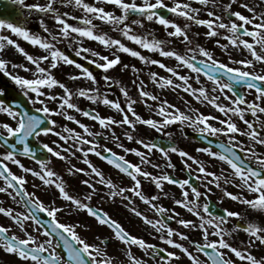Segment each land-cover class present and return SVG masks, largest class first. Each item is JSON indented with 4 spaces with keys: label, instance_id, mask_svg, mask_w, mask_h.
<instances>
[{
    "label": "snow or ice",
    "instance_id": "snow-or-ice-1",
    "mask_svg": "<svg viewBox=\"0 0 264 264\" xmlns=\"http://www.w3.org/2000/svg\"><path fill=\"white\" fill-rule=\"evenodd\" d=\"M196 3L202 6H209L207 10L208 18H201L198 14L202 11L200 7H193L191 0H175L170 6L165 3V0H142L137 3L136 0H96V2H87V0H59L61 5H71L79 9L83 15L71 16V19L78 20V24L69 22L70 13L61 12L57 5V0H46L45 3H30L26 4L25 0H10V3L26 8L29 12L35 11L43 16H50L55 24L53 32L45 24L44 19L40 20V26L47 36H41L30 32L27 28L10 22L6 19H0V30H7L10 34H0V53L12 47L17 53L21 54L25 62L10 63L6 58H0V72L4 73L16 85L23 97L32 104L34 111L27 110L21 104L10 102L4 99L6 91L0 88V148L4 151L0 152V180L4 186H0V193H6L13 199L19 197L21 203L26 209L25 212H16L12 207L0 206V214L10 218L19 229L25 233L23 237L17 236L11 231L10 227L0 224V250L8 254H13L26 264H125L124 261L114 258L107 250V245L114 238L118 243L124 245L122 255L125 257L127 264H145L142 259L137 258L131 251L132 246L138 249H143L148 255L156 260V264H175L181 257H186L190 264H264V256L257 257L253 254L252 248L264 246V223H258L250 220L247 217V212H240L223 209V215H214L210 211V204L204 202L200 204V197H207L212 191L208 188L209 184H214L217 189L221 190L220 199L230 198L234 202H238L246 206L248 211L264 213V153L258 152L256 145L264 146V11L257 12L255 7L249 3H241V7L246 9L252 15H244L240 11H233L232 5L237 0H229L227 4L218 5L217 0H195ZM112 6L111 10H106L105 7L99 5ZM216 7H221L222 12L218 14ZM161 9L177 17H183L186 23L181 24L166 18L161 14ZM137 15L140 18L130 19L131 16ZM228 17L225 22L224 16ZM99 20L102 24L109 26L110 31H118L122 37L128 41L139 45L145 50L158 52L163 57H172L177 61V66H185L194 73H201L211 81L215 87L211 90L213 93L219 92L223 94L224 99L229 100L230 104L219 103L220 96L210 95L209 91L201 86L192 88L189 84V77L180 74L175 68L168 67L159 60H149L142 55L140 51L127 46L121 39L112 38L102 28L93 23V20ZM155 21L167 31L168 37L182 38L186 44V50L182 54L175 50H165V41L158 38L149 39L147 36L133 33V25L143 27V21ZM130 21V23H129ZM192 24L205 26L207 31L204 35L208 38L222 37L227 43L221 44L220 39L215 41L216 45L229 55V59L233 64L239 66H231L215 58L212 51L199 43L193 44L192 38L189 36V28ZM223 30V31H221ZM11 34L16 37L23 38L33 46H38L43 49L46 54L35 56L28 53L15 39L11 38ZM197 35H199L197 33ZM98 42L105 48H110L113 51L110 55H102L89 47L82 46L83 39ZM61 41L66 43L68 48L75 47V55L81 56L82 53L90 54L92 58L90 62L97 68L103 69L105 73L109 69L121 64V57L117 53H127L132 57L138 58L145 63L158 65L162 69H166L173 77H177L181 84H174V80L159 76L156 72L151 73V79L159 82V87L165 86L182 88L185 93H190L197 101L207 102L213 106L219 113H222L225 118H220L211 114H204L195 110L194 114L181 112L175 105L169 104L168 101H163L158 106V115L163 119L157 121L155 119L141 118L134 110L133 105L136 101L129 97L128 90L125 87H120L119 91L127 99V107L121 106L119 101L109 99L106 95L102 96L96 88H79L75 92L70 90L65 83L57 79L52 70L57 69L63 63L65 65H74L79 69L78 75L71 76L70 79H79L85 77L93 84L96 82V76L87 67L75 60L71 59L65 51L57 47ZM170 42V41H169ZM238 51L244 58L235 59L231 53ZM111 56V58H110ZM201 57L200 63L203 67H199L196 63L197 58ZM250 57V58H249ZM86 59L89 56H85ZM257 63L261 70L256 71ZM129 65L123 64L122 68L127 69ZM135 70V66H132ZM30 73L25 76L20 72ZM222 73L223 78L216 75ZM199 81V75L195 78ZM106 83L118 84L119 82L112 77L105 75ZM237 85H242L246 92L253 94V100L249 102L245 96L240 95L236 90ZM58 87L62 90L61 93L53 92L52 89ZM139 97L147 100H158L156 95L144 90L143 81L138 86ZM231 94V95H229ZM73 95L85 97L89 101L102 102L110 108L116 109L122 114L121 119H114L112 116L102 117L93 112L82 110L76 103L72 102ZM53 101L56 107H49L48 102ZM39 105V107H36ZM234 105V106H233ZM244 105L245 107H241ZM168 109H175L170 112ZM68 110H75L82 113L85 117H90L93 121H97L104 129H112L113 126H128L132 131L136 129V124L147 125L156 131H160L163 127L179 122L184 124L189 123L201 135L207 133L212 136L224 135L227 137L226 143H222L220 148L222 151H213L211 148L204 147L198 149L201 153H206L210 158H218L231 170V177L224 174L210 171L200 160L196 159L189 152L181 150L176 146L170 148L160 147L155 143L146 142L143 139H136L132 131H125L124 136L129 141L141 145V151L137 148H128L120 143V139L116 136L115 131H111L109 135L117 147L121 148L125 153H134L139 158V163H134L114 152L111 148L104 146L100 148L98 140L87 139L81 133L76 132L71 128H64V132L69 135H64L56 131L54 127L57 121L51 119V116H62L68 121H74L87 133L88 136H100L102 133H93L87 125L81 123ZM191 113L192 110L190 109ZM37 113H43L38 115ZM246 113H251L255 120L245 118ZM261 114L258 116L257 114ZM131 114L133 119H130ZM232 117H238L246 126L241 129ZM218 121L221 127H216L209 121ZM257 122L261 127H257ZM54 133L60 140L67 142L72 139L73 147H78V150L87 157L89 153H94L95 156L106 161L109 165H113L121 174L126 175L132 182L131 187L125 188L118 186L112 179L105 178L102 171L94 166L87 158L83 159V163L88 166L90 173L98 178L100 185L108 188L107 195L110 198H119L122 202L128 201L130 211L142 221L150 225L158 234L157 238L163 241L166 245L178 251H169L167 249H159L157 245L145 241L142 237H137L127 231L116 219L112 218L103 209H97L90 204L91 195L84 197L73 196L66 190V184L63 177L59 176L53 169L49 168L45 161H37L39 170H34L31 167L25 166L18 155L24 157L35 156L33 148L30 146V139H39L41 135H49ZM237 134L245 136L252 142L251 145H245L238 140ZM107 139V136L104 137ZM80 145H88L79 147ZM19 147V153L17 151ZM43 148L51 153L52 156L61 160H67L68 157L63 155V152H75L69 148L61 147V150H55L49 144L44 143ZM240 149L248 157V163L241 158V155L235 151ZM153 149H158L165 157H169V152L178 153L180 157L186 158L185 166L191 172L192 164L187 161L191 160L197 165L195 171L202 175H196L197 180H204V187L207 192L202 193L197 187L193 186L190 178L176 179L167 173L154 175L145 170L142 165H150L153 168H158L160 165L152 163L149 158V153ZM9 163L18 166L23 173L31 174L38 178L44 186H53L59 198L68 202L65 206L69 214L73 211L86 212L87 215L95 219L98 225L106 226L112 232V236L103 237L100 239V244H92L87 242L78 232L77 228L84 227L88 230L87 225L80 223L65 224L61 223L56 218V214L64 208L46 207L44 203L35 197L34 193H29L25 189L27 182L25 175L15 174L9 167ZM167 167H174L169 161ZM228 169H225L227 172ZM69 175L75 173H84L88 175L85 169L77 168L72 165L67 168ZM141 177L153 183L157 189L163 191L162 185L167 182L172 185H178L182 190L181 198L175 199L173 202L185 209L195 220L180 218L177 223L185 229L196 230L200 233V239H195L190 236V233L178 231L171 227L166 221L175 219L179 216H165L166 213L174 212V209H169L162 205H157L155 201L159 199V194L151 197L146 196L142 190ZM211 178V179H209ZM237 181H239L237 183ZM82 183L88 186L92 192H96L95 181L85 179ZM231 185L239 191L233 193L226 186ZM13 191H9V190ZM13 192L15 195H13ZM129 195H125V193ZM247 193L248 195H245ZM167 195V193H164ZM190 195L192 198H190ZM137 197L145 204H149L155 214L159 215V219L153 220L145 215L141 210L132 206V198ZM38 213H47L48 217L52 218L49 225L44 226L40 220ZM231 218H236V223L231 227H226ZM26 221H33L36 225V231L39 233L43 229V234L46 237L43 242H40L38 236L28 232ZM243 231L248 239L241 242L240 245L229 241L228 237L233 240L238 232ZM52 237L48 239L47 237ZM210 237H215L212 239ZM55 241V243H54ZM184 242H188L187 244ZM258 242V244H257ZM103 245V247H101ZM242 245V246H241ZM62 246L63 251H58ZM166 253L162 255L161 252ZM201 256L204 259H201ZM233 256L236 259H233Z\"/></svg>",
    "mask_w": 264,
    "mask_h": 264
},
{
    "label": "rangeland",
    "instance_id": "rangeland-1",
    "mask_svg": "<svg viewBox=\"0 0 264 264\" xmlns=\"http://www.w3.org/2000/svg\"><path fill=\"white\" fill-rule=\"evenodd\" d=\"M252 1H250V0H237L236 3H233L232 10L233 11H240L244 15H252V13H249L246 9H244L240 6L241 3H249ZM45 2H46V0H32V1L31 0H25L26 4H30V3H41V4H43ZM87 2H96V0H87ZM136 2L140 3V2H142V0H136ZM153 2H154V0H153ZM174 2H175V0H165V3L169 4L170 6ZM191 2L193 4V7H200L202 9V11L198 14L201 18H208L207 17V10H208V8L211 7V5L205 7V6H202V5H199L198 3H196L195 0H191ZM228 2H229V0H217L218 5H224V4H227ZM16 6H18L23 11V15H22V17H20L19 25L27 28L28 30H30V32H32L34 34H39L41 36H47V33H44L41 26H40V20L42 18L44 19L45 24L48 26V28L50 30H52L53 32L56 30L54 21L51 19L50 16H43L42 14L35 12V11L29 12V10H27L26 8H22L19 5H16ZM56 6L59 8V10L61 12L67 11L70 13V16H69V22L70 23H73V24L79 23L78 20L71 19V16H73V15L74 16L83 15V13L79 9H76L74 6H71V5H68V6L61 5L59 3V0H57ZM99 6L105 7L106 10H111V8H112V6L103 5V4H101ZM253 6L255 7V5H253ZM255 9L257 12H260L259 8L255 7ZM215 10L218 14H220L222 12L221 7H216ZM137 18H140V17H138V16L130 17V19H137ZM168 19L174 20L175 22L181 24V26H183V24L186 23V21L184 20L183 17H177L173 14H171L168 17ZM224 19H225V22L228 21V17L226 15L224 16ZM93 23L96 24L97 26L101 27L103 32H106L110 37L121 39V41L123 43H125L127 46L132 47L137 51H140L141 54L146 56L149 60H152V59L159 60L162 63H164L165 65H167L168 67L175 68L180 74L188 76L189 77V84H191L192 88H199V87L203 86L209 91L210 95L220 96V99L218 101L219 103H223L226 105L230 104L229 100L224 99L223 94H220L219 92L213 93L211 91L215 87V85L211 81H209L206 77H204L203 74L194 73L185 66H179L178 67L177 61L172 57H163L158 52H157V54H150L149 50H145V49L141 48L139 45H136L133 42L128 41L125 37H122L118 31H110L109 26L106 24H102V22H100L99 20L94 19ZM129 23H130V21H129ZM132 28H133L134 34H140L142 36H147L149 39L155 37V38H158V39L165 41V44H164L165 50H175V51H178L182 54L186 50L187 46L182 41V38L168 37L167 31H171L172 29H170V28L165 29L163 26L159 25L155 21L149 22L147 20H144L143 21V27L133 25ZM206 31H207V29L205 26L192 24L190 26L188 32H189V36L193 40V44L199 43L201 46L206 47L208 50H210L214 53L216 59H218L224 63H228L231 66H239V65L233 64L232 60L229 59V55L226 52L222 51V49L216 45L215 37H213L212 41L210 39H208L206 42L202 41V39H203L202 36L205 37L204 33ZM221 31H223V30H221ZM197 33L199 35H197ZM0 34L9 35L10 33L7 30H0ZM11 38L15 39L17 41V43H19L20 46L23 47L30 54H33L35 56L46 54L43 49H40L38 46L31 45L29 42L24 41L23 38L16 37L14 34H11ZM219 39H220L221 44L227 43V41L225 39H223L222 37H219ZM82 46L89 47L95 51H98L102 55H110V53L113 51L112 49L105 48L104 46L100 45L98 42L88 40L87 38L83 39ZM57 47H59L61 50L65 51L67 55L69 52H72L75 54V47L68 48L66 46V43L63 41L58 43ZM117 54L120 55V57H121V64L115 66L112 69H109L107 71V73H105V71L103 69H100V68L97 71L92 66L89 68V70L92 71L95 76L100 78L99 79L100 80V87H98V85L96 86L97 79H96L95 84H93L91 81H89L85 77H80L79 79H75V80L70 79L71 76L78 75L80 72V70L75 68L74 65H65V64L61 63L58 66V68L52 70V72L56 76L57 79H59L63 83H65L66 86L70 90H73V92H75V90L79 89V88H90V87L96 88V89H98V91L101 93L102 96L106 95L109 99H112L114 101H119L121 103V106L125 107V109H126L127 99L123 96V94L120 91H118L120 89V87H125L128 90L129 97L132 100L136 101V103L133 105L134 110L137 112V114L139 116H141V118H144V119L151 118V119H155L157 121H162L163 118L158 115V106L163 101H168L169 104L175 105L176 108H179L181 112H185L188 114H194L195 110L198 109L199 112L204 113L206 115L211 114L214 116H218L222 119L225 118L224 115L222 113H219L213 106H211L207 102L197 101L193 95H191L190 93H185L182 88H176L174 86H172V87L165 86L164 88L159 87L158 80L153 81L151 79V73L152 72H156L158 74V77L163 76L166 78L173 79L174 84H181L182 83L181 81H179V79L177 77H173L171 73H168L166 71V69H162L158 65H153L151 63L142 62L138 58L132 57L127 53L119 52ZM231 55L235 59H241V58H244V55H247V53L245 51V53L242 55L238 51H232ZM85 56H89V58L86 59ZM0 58H6L9 60L10 63L25 62L23 56L21 54L17 53L12 47H8L5 52L0 53ZM77 58H79L80 62H88V61L90 62V60L92 59L90 57V54H87V53H82V55L77 56ZM110 58H111V56H110ZM197 59L201 60L202 58L198 56ZM123 64L129 65V67L127 69H124V68H122ZM133 65L135 66V70H133V68H132ZM260 70H261L260 65H259V63H257L256 71H260ZM19 74L25 75V76L30 75V73H25L22 71ZM105 75L112 77L114 80L118 81L119 83L118 84H111V82L106 83L104 80ZM197 75H199V81H197L195 79L197 77ZM129 81H131V82H129ZM141 81H143L145 91H148L151 94L156 95L158 97V100H156V101H152L151 99L147 100V104L150 105L151 107H148L145 105V103H144L145 98L139 97L138 86L140 85ZM132 82H133L132 88H129V87L127 88V86H129V84ZM127 83H128V85H127ZM7 85L11 86L14 90L20 92L19 88L16 85H14V83L10 80V78L8 76H6L4 73L0 72V88H4L6 91ZM111 88H115L113 90L116 91L117 94L119 93V98H118L117 94H114L113 96L109 97V94H111ZM116 88H118V90ZM52 91L62 94V90L59 89L58 87L52 89ZM244 93H245L246 99L249 102H251L253 100V94L250 91L246 92L245 89H244ZM229 95H231V94H229ZM72 102L76 103L82 110H85L86 108H89V109L91 108L92 110H95V112L98 115H100L102 117L112 116L114 119H117V120L121 119V117H122V114L118 113L116 109L110 108L109 106L104 105L102 102L89 101L87 98L79 97L78 95H73ZM48 104H49V107H52V108H55L57 106L56 103L53 101H49ZM36 107H39V105H36ZM241 107H245V106L242 105ZM190 109L192 110L191 113L189 112ZM141 110L144 111V116L140 113ZM174 110L175 109H168V111H170V112H172ZM68 111L72 115H74L78 120H81V123L87 125L88 128L93 133H102V135H100V136H96V135L88 136L87 133H84L83 130L80 127H78V125H76V123L74 121H68V120L64 119L62 116L53 115V117L56 116L55 117L56 119L60 118V120L58 121L59 132L66 133V132H64V128L67 127V128L74 129L76 132L81 133V135L86 137L87 139L96 140V137H101L102 140L99 142L100 148H98V150H102V148L104 146H107L108 148H111L113 151L117 152L118 154L124 155L127 160L134 162V163H139V158L136 157L134 153H125L121 148L117 147L116 143L113 142L111 135H109V133L113 130L115 131L116 136H118V134L123 135L122 132H125V131H132L128 128V126L116 125V126H113L112 129L106 130V129L102 128L97 121H93L90 117H85L82 115V113L76 112L75 110H68ZM257 115L260 116L261 114L258 113ZM129 117H130V119L134 120V117H132L131 114H129ZM245 118L249 119V120H255V118L252 117L251 113H246ZM232 119L237 123V126L240 127L241 129L246 128V126L243 124L242 121H240L238 119V117H232ZM261 119L264 120V116H261ZM60 122L63 124H61ZM209 122L212 123L216 127H221V125L218 123V121L213 120V121H209ZM58 125L56 124L55 126H58ZM256 126L261 127V125L258 122H257ZM188 131L189 132L196 131L193 127L189 126L188 122H186L184 124H181L179 122L169 124V125L163 127L160 131H156L155 129H152L147 125H143V124H140L139 122H137L136 129L134 131H132V134L134 135V137L136 139H143L146 142H151V143L153 141L152 139L156 136V134H161L163 137L167 136L168 138H171L175 141L178 140V142L183 143L182 149L184 151L189 152L190 155H192L196 159L200 160L210 171L217 173V175L224 174L227 177H231V175H232L231 170L228 168V166L226 164L219 161L218 158H210L206 153L195 152L193 148H191L190 146L187 145L188 144L187 142H190L189 139L186 140L188 138L187 137ZM66 134H68V133H66ZM105 136H107V139L104 138ZM216 136L222 137L225 141H227V137H225L222 134L216 135ZM118 137L120 139V143H122L125 147L137 148L138 150L145 151V152L147 151V150L143 149V147L141 145L135 143L134 141H132L133 144L132 143L127 144L126 141H129V140H127L126 137H124V138H122L120 136H118ZM237 138H238V140L243 142L245 145H251L252 144V142L250 140H248V138L245 136H240L239 134H237ZM70 142L72 144V148L74 149L75 148V147H73L74 142L72 140H70ZM87 147H88V145H84L85 149ZM255 147H256L258 152L264 153V146L256 145ZM170 154H171V152H170ZM173 157L176 159L179 158V160H182V162H183L182 164L184 166L183 165L177 166L174 163L176 161L171 160V158H173ZM245 157H247V156L245 155ZM85 158L89 159L94 166L98 165L96 167L102 171L105 178L112 179L113 182L115 184H117L118 186H122L125 188L131 187L132 182L126 175H122L116 171H114L115 172L114 173L110 168H108L106 166L103 167L101 165L102 164L101 161L99 160L100 158L95 156L94 153H89L87 157H83V159H85ZM149 158L151 159L152 163L158 164V165H160V167L153 168L147 164L142 165V167L145 170L153 173L154 175H160L162 173H167L169 175L170 173H173L177 177H179L180 174L183 173L184 169H187L185 166L186 158L180 157L178 153H174L172 155H169L168 158H165L159 152L158 149H153L152 152L149 153ZM99 161L101 164H99ZM169 161L171 162V164L174 165V167H171V168L167 167V164ZM62 162H63L61 164L62 169L58 172V175L61 177H69V174L67 172V168L74 165L75 161L73 159V160H71V162H64V161H62ZM69 163H70V165H69ZM187 163L192 164V171L195 174L202 175V174H199L195 171L197 165L193 164V162L191 160H188ZM102 167L104 168V170ZM225 169H228V171L225 172ZM85 170H86V172H89L88 175H85V174L81 175L80 173L73 174L76 177L75 179L79 180L78 182H80V186H77V183L74 180L73 181H65L64 180L66 183V190L69 192V194H71L73 196H79V197L91 195L92 196V200L90 201L91 205H94V206L96 205L97 207H100L101 209L106 211L111 217H113L114 219H116L118 221L120 220L118 217L121 218V216H123L125 218L124 222L122 223V221H121L120 223L123 224V227H125L127 229V231H129L131 234L142 237L143 239H145V241L152 243V244H155L158 247H162L163 249H167L169 251H178V250L172 248L170 245H166L163 241L159 240L157 238L158 234L155 232V230L150 225L145 224L143 221H141L142 219L139 221V219H137L136 216H134V214L130 211L128 201L125 200L122 202L119 198H110L107 195V193L109 191L108 188L106 186L100 185L98 183V178H95L90 173L87 165H86ZM73 175H71V176H73ZM74 176H73V178H74ZM85 179H89L90 181H95V187L97 189L96 192H92L91 189L88 188V186L83 185L82 181ZM209 179H211V178H209ZM141 180H142V190L144 191L146 196L151 197L153 195L159 194V197H165V198H167L166 201H168V203H172L171 209H174L175 211L166 213L167 215L176 216V213H179V216H176L173 224H171L170 226L177 229L178 231L190 233V236L192 238L200 239V233L198 231L185 229V228H183V226H181L177 223V220L180 218L189 219V220H195L196 219V217L192 216L190 213H188L182 207L175 205L173 202L175 199L181 198L182 190L180 188L173 187L172 185H170L167 182H164L162 185L163 191L161 192V190L157 189L153 183L144 180L142 177H141ZM202 181L204 184L206 183V181H204V180H202ZM238 182L239 181H237V183ZM33 183H34L35 188H42L41 190L42 191L44 190L42 193L44 195L43 198L46 200V203H48L49 207L55 206V207L64 208V210H62L56 214V216L59 219L65 220L69 224L80 223L81 225H87L88 226L87 231L85 230L84 227H80V228L76 229L77 232L79 234H81V236L83 238H85L87 240V242L92 243V244H100L99 238L112 236L111 230H109L108 228H106L104 226L98 225L97 222L95 221V219L89 215L87 216L89 219L83 221L82 223H81V220L79 222L75 218V216H78L81 212L85 213V216H86L87 215L86 212L80 211L78 213L76 211H73L71 214H69V212L67 211V209L65 207L68 204V202L59 198L58 192L54 187H42L41 185L38 186L37 185L38 182L36 180H33ZM0 186H4L2 181H0ZM226 187L229 191H232L233 193H237L239 191L236 187L231 186V185H228ZM208 188L212 189V191L208 194L211 196V194L213 193L212 198L215 201H217L218 204L222 208L224 207V208H228L229 210L247 212L248 219L254 220L258 223H264V213L248 211L245 205L240 204L238 202H234L230 198H224L223 200H221L220 199L221 190L217 189L214 184H209ZM205 191H208V189L205 188ZM164 193H167V195H164ZM125 195H129V193L126 192ZM245 195H248V194L245 193ZM2 196L5 198L6 196H8V194L2 193ZM190 198H192L191 195H190ZM9 202H10L11 207L15 211H17V212H25L26 211V210H24V208L20 207L19 205L16 207L17 201L15 199L12 200V198L10 197ZM155 203L157 205H162L165 207L164 202H162L164 205L160 204L159 199L157 201H155ZM199 203L200 204L204 203V200L202 197L200 198ZM132 206H135L138 210H141L150 219L156 220V219L160 218V217H158V215H156L154 213V210L151 208V206L149 204H145L144 202L140 201L139 198H137V197L132 198ZM116 213L120 214V216H118ZM80 217H81V215H80ZM131 217L132 218L134 217L136 223L131 220L132 219ZM25 223H26V226H27L29 233H31L32 235L38 236L39 241L43 242V240L46 237L44 236V234L42 235L41 231L39 233H37L36 224L33 221H26ZM235 223H236V218H231L229 221V224L226 227L231 228ZM5 225L7 227H11L12 230H16L18 232H21L19 227L16 226L14 224V222H11V221L6 222ZM128 226L132 227L133 229H131ZM19 234H21V233H19ZM47 238L51 239L49 237H47ZM210 238L215 239V237H210ZM228 239L230 242L237 244V245H240L241 242L246 241L248 239V237L243 231H240L236 234L234 240L232 237H228ZM54 243H55V241H54ZM184 243L187 244L188 242H184ZM257 244H258V242H257ZM101 247H103V245H101ZM107 250L110 254H113L114 258L119 259L121 261H124L125 264H127L125 257L122 255V253L124 251V245L123 244L118 243L113 238L112 241L107 245ZM131 251L133 252V254L137 258L142 259L145 262V264H156V260L149 257V255L143 249H138L136 246H132ZM252 252L257 257L264 256V246L254 247V248H252ZM201 259H204V258L201 256ZM233 259H236V258L233 256ZM0 264H26V263H25V261L19 259L17 256H15L13 254H8L5 251L0 250ZM175 264H190V262L188 261V259L186 257L182 256L179 261L175 262Z\"/></svg>",
    "mask_w": 264,
    "mask_h": 264
},
{
    "label": "flooded vegetation",
    "instance_id": "flooded-vegetation-1",
    "mask_svg": "<svg viewBox=\"0 0 264 264\" xmlns=\"http://www.w3.org/2000/svg\"><path fill=\"white\" fill-rule=\"evenodd\" d=\"M51 127H54L55 128V130H57V131H59V125L58 126H52L51 125ZM62 134H64V135H68V134H66V133H63V132H61ZM70 140H72L71 138H69V140L67 141V142H65V141H62V140H60L59 139V137H57L54 133H50L49 135H47V136H45V135H41L40 136V138L37 140L36 139V143L38 144V145H41L42 147H43V144L44 143H47V144H49L51 147H53L55 150H61V147H66V148H69V149H71L72 151H74L75 152V155L73 156V155H71V152H63V155L64 156H66V157H68V159L67 160H61V159H59V158H57V157H54V156H52L51 155V153H48L47 152V150L46 149H42L41 151H40V153H39V158H41V160H43V161H45L46 162V164H47V166L49 167V168H51V169H53L56 173H58L61 169H62V166H61V164L63 163L62 161H64V162H71V160H73L74 159V161H75V166L77 167V168H81V169H85L86 168V165L83 163V154L78 150V147H75L74 149L72 148V144H71V142H70ZM180 145V146H179ZM182 146H183V143H181V142H177V145H176V147L178 148L179 147V149H181V150H183L182 149ZM198 146H200V144H198ZM79 147H84V145H80ZM195 149H196V147H195ZM197 150V149H196ZM2 151H4V149L3 148H0V152H2ZM170 153V152H169ZM171 154H174V153H171ZM170 154V155H171ZM18 158L21 160V162L25 165V166H27V167H31V168H33L34 170H39V164L36 162V161H34L32 158H28V157H24V156H20V155H18ZM172 159V161L174 160V161H176V162H174L177 166L178 165H183L182 164V160H179V158L178 159H176V158H171ZM69 165H70V163H69ZM184 166V165H183ZM9 167L11 168V170L15 173V174H17V175H25L26 176V180H27V182H26V184H25V189H26V191L27 192H29V193H34V195H35V197H38L43 203H44V205L46 206V207H49L48 206V203H46V200L43 198L44 197V195L42 194L43 193V191L41 190L42 188H35L34 187V183H33V180H36L38 183H37V185L38 186H42V187H49V186H44L43 184H42V182L38 179V178H36V177H34V176H32L30 173L29 174H26V173H23L22 172V170L18 167V166H16V165H12L11 163H9ZM85 167V168H84ZM58 169V170H57ZM86 171V170H85ZM78 174V173H77ZM76 174V175H77ZM81 175H84V173H80ZM189 174H193L195 177H196V175L197 174H195L193 171H189L188 169H184V171H183V173L182 174H180V176L179 177H177L175 174H173V173H170L169 175H173V176H175L177 179H180V180H182V179H185V178H188L189 177ZM74 176V175H73ZM73 176H71V175H69V177L66 179V181H75L76 183H77V186H80V182H78L79 180H77V179H75L76 177L74 176V178H73ZM195 182V186L196 185H198V187H197V189L198 190H200L202 193H205V192H207V191H205V187H204V183H203V181L202 180H195L194 181ZM66 184V183H65ZM84 185V184H83ZM41 190V191H40ZM10 191H13V190H11L10 189ZM2 194L0 193V206H3V207H11V205H10V202H9V199H10V197L11 196H6L5 198L4 197H2L1 196ZM13 195H15V193L13 192ZM208 196L209 197H212L213 196V193L211 194V196L208 194L207 195V197H205V196H201L202 198H203V200H204V202L207 200V198H208ZM200 197V198H201ZM12 198V197H11ZM12 200H13V198H12ZM15 200L17 201V204L20 206V207H22V208H24L23 207V205L21 204V203H19L18 201H19V198L18 197H16L15 198ZM164 205V204H163ZM17 212V211H16ZM156 215H158V214H156ZM158 217H159V215H158ZM56 218H57V216H56ZM6 221H10V218H6V217H4L3 216V214H0V220H3L4 222H5V220ZM52 219V218H51ZM138 219H141V218H138ZM57 220H59L58 218H57ZM28 230V229H27ZM42 230V235H43V229H41ZM12 232H14L17 236H19V237H23L24 235H25V233L24 232H18V231H16V230H11ZM29 232V231H28ZM19 233H21V234H19Z\"/></svg>",
    "mask_w": 264,
    "mask_h": 264
},
{
    "label": "water",
    "instance_id": "water-1",
    "mask_svg": "<svg viewBox=\"0 0 264 264\" xmlns=\"http://www.w3.org/2000/svg\"><path fill=\"white\" fill-rule=\"evenodd\" d=\"M160 11H161V14L166 16V18L171 14V13H169L163 9H161ZM21 15H22V12L19 10V8L14 6L12 3H10L9 0H0V19H6L9 21H14L15 23H18L19 20L16 17L21 16ZM70 57L73 58L74 60H76V58H74V56L72 54H70ZM196 63L199 67H203V65L200 63V61L197 60ZM84 66L87 67L88 65L84 64ZM216 75L223 77L222 73H217ZM241 88H242V85H237L235 90L240 95L243 96ZM13 94L14 93H12V91L8 92V94L4 96V99L12 102L10 96ZM16 96H17V100L15 101L16 103L21 104V106L25 107L27 110L34 111L29 107V103H27V101L24 99V97L21 94L16 93ZM89 112H91V111H89ZM37 114L41 115V113H37ZM191 136H193L197 140L202 141L203 143H205L208 146H212L213 148L218 149L219 151H222V149L220 148V145L222 143H225V142H223V141H221L215 137H212L211 135H209V136L205 135V134L201 135L199 132L198 133H192ZM154 143L157 144L158 146L164 147V148H167V147L174 145V143L172 141H170L168 139L167 140L163 139L159 136L156 137ZM235 151L241 155V158L245 161V163H248L246 161V159L242 157V154L238 151L237 148L235 149ZM210 211L212 213H215L216 215H223L224 214L223 210L221 208H219L214 202L210 203ZM61 251H63V249Z\"/></svg>",
    "mask_w": 264,
    "mask_h": 264
}]
</instances>
